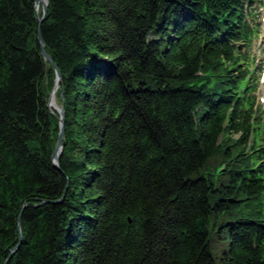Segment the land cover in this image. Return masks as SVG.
I'll return each mask as SVG.
<instances>
[{
  "label": "trees",
  "instance_id": "obj_1",
  "mask_svg": "<svg viewBox=\"0 0 264 264\" xmlns=\"http://www.w3.org/2000/svg\"><path fill=\"white\" fill-rule=\"evenodd\" d=\"M256 2L0 0V264H264Z\"/></svg>",
  "mask_w": 264,
  "mask_h": 264
},
{
  "label": "water",
  "instance_id": "obj_2",
  "mask_svg": "<svg viewBox=\"0 0 264 264\" xmlns=\"http://www.w3.org/2000/svg\"><path fill=\"white\" fill-rule=\"evenodd\" d=\"M35 2H36L37 10L40 8V5L43 6V17L39 20V22L41 24L43 19H44V17H45V15H46V12H47V9H48L49 0H35ZM38 40H39V43H40V46H41V52H42V55H43L44 59L49 61L53 65V67L55 69V73H56L55 86H54V89H53V91L51 93V96L49 98V106L52 109H55L60 114V132H59L58 142H57L56 148H55L54 153H53L54 164L56 166H59L60 157H61V154L63 152L65 109H64L63 105L57 104V101H56V104H53V99L55 97H57L56 93H57V91H58V89H59V87H60V85L62 83V74H61V71H60L57 63L54 61L52 56L47 52L46 43H45L40 31H39ZM61 95L63 96V92L61 93ZM25 208H26V205L23 207V210ZM21 217H22V213H21V215L19 217V220H18L19 231H20V239H22ZM17 247L12 249L11 252L13 253L17 249Z\"/></svg>",
  "mask_w": 264,
  "mask_h": 264
},
{
  "label": "rangeland",
  "instance_id": "obj_3",
  "mask_svg": "<svg viewBox=\"0 0 264 264\" xmlns=\"http://www.w3.org/2000/svg\"><path fill=\"white\" fill-rule=\"evenodd\" d=\"M256 6V20L259 21L261 34L254 38L253 46H245L244 51H247L250 54V59L254 60L256 65V70L254 72L255 80L259 83V91L257 92L258 99L260 101L258 111L264 118V0L261 3H255ZM57 99V97H56ZM57 104H59L58 100ZM264 123V120H263Z\"/></svg>",
  "mask_w": 264,
  "mask_h": 264
},
{
  "label": "bare ground",
  "instance_id": "obj_4",
  "mask_svg": "<svg viewBox=\"0 0 264 264\" xmlns=\"http://www.w3.org/2000/svg\"><path fill=\"white\" fill-rule=\"evenodd\" d=\"M56 100H57V99H56V97H55V98L53 99V104H56Z\"/></svg>",
  "mask_w": 264,
  "mask_h": 264
}]
</instances>
